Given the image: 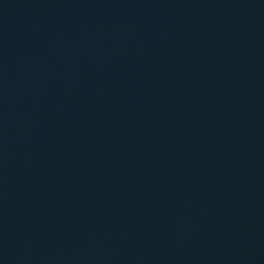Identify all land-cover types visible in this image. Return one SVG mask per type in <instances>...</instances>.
Returning <instances> with one entry per match:
<instances>
[{"label":"water","instance_id":"95a60500","mask_svg":"<svg viewBox=\"0 0 264 264\" xmlns=\"http://www.w3.org/2000/svg\"><path fill=\"white\" fill-rule=\"evenodd\" d=\"M0 264H264V0H0Z\"/></svg>","mask_w":264,"mask_h":264}]
</instances>
